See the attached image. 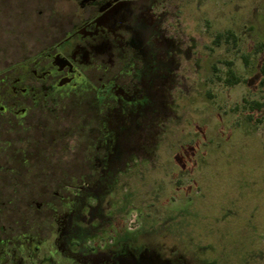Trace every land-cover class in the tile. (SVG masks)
<instances>
[{
  "label": "flooded vegetation",
  "instance_id": "1",
  "mask_svg": "<svg viewBox=\"0 0 264 264\" xmlns=\"http://www.w3.org/2000/svg\"><path fill=\"white\" fill-rule=\"evenodd\" d=\"M183 1L4 0L0 151L32 179L0 225V264H186L149 248L129 188L164 156L186 90Z\"/></svg>",
  "mask_w": 264,
  "mask_h": 264
},
{
  "label": "rangeland",
  "instance_id": "2",
  "mask_svg": "<svg viewBox=\"0 0 264 264\" xmlns=\"http://www.w3.org/2000/svg\"><path fill=\"white\" fill-rule=\"evenodd\" d=\"M183 3L186 90L157 141L164 156L129 181L151 228L143 239L151 250L174 245L160 255L186 264H264V0ZM7 161L0 151V225L32 179L8 172Z\"/></svg>",
  "mask_w": 264,
  "mask_h": 264
},
{
  "label": "trees",
  "instance_id": "3",
  "mask_svg": "<svg viewBox=\"0 0 264 264\" xmlns=\"http://www.w3.org/2000/svg\"><path fill=\"white\" fill-rule=\"evenodd\" d=\"M260 45H261V47H264V43H261ZM235 79H236V78H235Z\"/></svg>",
  "mask_w": 264,
  "mask_h": 264
}]
</instances>
